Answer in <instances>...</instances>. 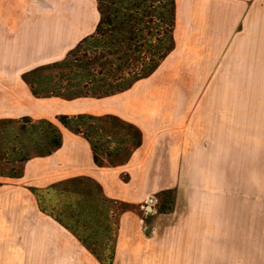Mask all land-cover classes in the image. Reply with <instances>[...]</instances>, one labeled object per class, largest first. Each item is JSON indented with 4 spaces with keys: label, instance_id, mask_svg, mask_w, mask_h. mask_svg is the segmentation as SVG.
Masks as SVG:
<instances>
[{
    "label": "rangeland",
    "instance_id": "obj_1",
    "mask_svg": "<svg viewBox=\"0 0 264 264\" xmlns=\"http://www.w3.org/2000/svg\"><path fill=\"white\" fill-rule=\"evenodd\" d=\"M174 1L172 49L129 88L34 97L18 73L0 89L14 119L113 113L143 141L113 168L94 165L83 137L64 128L52 156L32 154L26 138L22 175L0 176V264H106L111 248L112 264H264V32L258 39L249 23L255 0ZM79 175L104 196L92 182L77 186L89 195L49 188ZM167 189L174 210L159 213L157 195ZM149 195L155 207L147 208ZM108 198L131 204L136 228Z\"/></svg>",
    "mask_w": 264,
    "mask_h": 264
},
{
    "label": "trees",
    "instance_id": "obj_2",
    "mask_svg": "<svg viewBox=\"0 0 264 264\" xmlns=\"http://www.w3.org/2000/svg\"><path fill=\"white\" fill-rule=\"evenodd\" d=\"M96 2L99 17L90 34L80 39L61 59L37 65L21 74L33 96L72 99L122 91L136 80L150 75L172 49L174 0ZM84 43L88 48L81 52ZM72 69L80 74L78 80L70 76ZM56 120L57 123L47 118L32 119L28 115L18 119L0 118V176L14 178L22 175L23 165L30 159L26 138H30L35 156L54 153L63 143L61 128L85 139L92 162L99 167L125 164L142 144L141 130L113 113L60 114ZM91 182L103 197L102 186L87 175L60 180L49 188L56 190L60 187L71 194L89 195L80 193L77 186ZM157 196L160 198L157 211L172 212L173 190L161 191ZM110 202L116 203L114 207L118 214L131 209V204L112 199ZM88 248L105 262L96 249ZM113 256L114 249L111 248L106 264H112Z\"/></svg>",
    "mask_w": 264,
    "mask_h": 264
},
{
    "label": "crops",
    "instance_id": "obj_3",
    "mask_svg": "<svg viewBox=\"0 0 264 264\" xmlns=\"http://www.w3.org/2000/svg\"><path fill=\"white\" fill-rule=\"evenodd\" d=\"M262 1L255 0L249 13L253 19L249 23L258 25V39L264 32V26L260 24V17L261 21L264 17ZM97 20V9L93 8L91 12L90 0H0V89L12 88L9 84L11 74H22L37 65L62 58L66 50L93 31ZM8 95L9 92L0 93V118H12L8 114ZM122 214L126 215L123 224L127 228H136L137 219L132 211Z\"/></svg>",
    "mask_w": 264,
    "mask_h": 264
},
{
    "label": "built area",
    "instance_id": "obj_4",
    "mask_svg": "<svg viewBox=\"0 0 264 264\" xmlns=\"http://www.w3.org/2000/svg\"><path fill=\"white\" fill-rule=\"evenodd\" d=\"M145 203L148 204L147 207H155L157 203V198L152 195H149L148 197H146Z\"/></svg>",
    "mask_w": 264,
    "mask_h": 264
},
{
    "label": "bare ground",
    "instance_id": "obj_5",
    "mask_svg": "<svg viewBox=\"0 0 264 264\" xmlns=\"http://www.w3.org/2000/svg\"><path fill=\"white\" fill-rule=\"evenodd\" d=\"M64 1V0H63ZM61 2H62V0H61ZM58 8V7H57ZM61 10V9H60ZM59 14V13H58Z\"/></svg>",
    "mask_w": 264,
    "mask_h": 264
},
{
    "label": "water",
    "instance_id": "obj_6",
    "mask_svg": "<svg viewBox=\"0 0 264 264\" xmlns=\"http://www.w3.org/2000/svg\"><path fill=\"white\" fill-rule=\"evenodd\" d=\"M147 208H150V207H147Z\"/></svg>",
    "mask_w": 264,
    "mask_h": 264
}]
</instances>
